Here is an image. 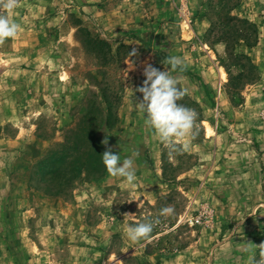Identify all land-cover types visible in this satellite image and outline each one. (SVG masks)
Wrapping results in <instances>:
<instances>
[{
	"label": "rangeland",
	"instance_id": "1",
	"mask_svg": "<svg viewBox=\"0 0 264 264\" xmlns=\"http://www.w3.org/2000/svg\"><path fill=\"white\" fill-rule=\"evenodd\" d=\"M254 1L17 0L11 12L0 8L19 25L0 42L2 262L264 264V43L256 10L248 12ZM169 57L184 69L173 71ZM148 65L176 77L177 103L198 114L187 150L183 140L176 150L162 144L134 107ZM100 88L112 125L98 133L105 150L133 159L134 183L107 173L59 195L31 185H44L35 164L68 130L89 121L95 129L106 109ZM165 207L174 212L161 215ZM145 218L160 222L131 242L127 225Z\"/></svg>",
	"mask_w": 264,
	"mask_h": 264
},
{
	"label": "clouds",
	"instance_id": "2",
	"mask_svg": "<svg viewBox=\"0 0 264 264\" xmlns=\"http://www.w3.org/2000/svg\"><path fill=\"white\" fill-rule=\"evenodd\" d=\"M16 7L17 0H0V8L7 12ZM18 29L19 25L13 19L6 14H0V42L15 36ZM168 64L173 71H182L185 67L183 59L179 57H169ZM144 76L143 86L137 89L142 93V99L134 105L135 109L144 117L145 124L155 132L162 144L176 150V145L183 140V149L187 150L191 139L196 135L193 129L198 114L194 109L177 103L183 97L184 91L177 87L178 80L169 71H160L148 65L144 69ZM102 143L107 144V140ZM101 158L110 175L125 178L129 185L134 183L136 177L133 159L121 160L120 155L113 153L111 147L106 148ZM173 212L172 207H165L161 210V215H170ZM159 222L158 218H145L129 224L126 227V236L133 243L147 238L153 232L154 225Z\"/></svg>",
	"mask_w": 264,
	"mask_h": 264
},
{
	"label": "trees",
	"instance_id": "3",
	"mask_svg": "<svg viewBox=\"0 0 264 264\" xmlns=\"http://www.w3.org/2000/svg\"><path fill=\"white\" fill-rule=\"evenodd\" d=\"M101 96L106 102L104 116L101 113V119L92 127V122H88L87 128L80 127L78 131L68 130L59 147L47 150L43 156L36 162L41 174L35 175L31 171L30 179L33 175L44 182L32 183L48 195H59L66 188H72L76 180L92 181L104 175L106 167L102 162L101 155L105 151V144L102 143L99 128L112 125L111 103L107 100L104 88H100ZM117 99V95L115 96ZM100 112L102 109H99ZM72 138V139H71ZM72 143V144H71ZM37 182V181H36Z\"/></svg>",
	"mask_w": 264,
	"mask_h": 264
},
{
	"label": "crops",
	"instance_id": "4",
	"mask_svg": "<svg viewBox=\"0 0 264 264\" xmlns=\"http://www.w3.org/2000/svg\"><path fill=\"white\" fill-rule=\"evenodd\" d=\"M240 7H243L244 6V4H242V6H241V4L239 5ZM260 6H261V4L259 3V1L258 0H255L254 1V3L252 4V8H251V10L250 9H248V12H249V16L251 15L250 14V11H254V10H256V11H254L253 13H254V15L256 14V15H258V17L257 18H252V19H254V21H255V23H256V27H257V30H258V42H257V44L259 45V44H263L264 43V16H261L262 15V13H264V4L262 5V8H260ZM238 9H239V7H238ZM253 16V15H252ZM194 30H195V28H194ZM6 169H4V172H6L5 171ZM108 173V171H107V169H106V171H105V173H104V175L102 176V178L100 179V180H103V179H105V175ZM104 181V180H103ZM8 182L7 181H5V179L1 182V185H0V214H4V217L3 216H0V248H2L1 250H2V254L4 255V254H6V253H4L5 252V250H7L6 248H7V241H6V239L4 238V229H6V227L3 229V227H4V222H3V218H4V221H6V219H7V217L5 216V214H7L8 212H7V208H6V203H7V191H8V188H7V184ZM100 182H97V184L94 186L95 187V189H97L98 190V188H101V186H100ZM86 192V191H85ZM82 194L84 195L85 193H81V191L79 192V194H78V197L80 198L81 196H82ZM47 198H50V197H48L47 196ZM51 199V198H50ZM81 204H79V203H77L76 202V205L75 206H77L76 208H79V209H81L80 207H82V205L80 206ZM74 206V207H75ZM22 213V212H21ZM3 217V218H2ZM6 223V222H5ZM99 224V223H98ZM111 225V227H114V225H113V223H111L110 224ZM98 227H99V225H98ZM2 235V236H1ZM1 250H0V258H1ZM4 260V259H3ZM1 261V260H0ZM2 262V261H1ZM12 264L10 261H7V260H4V262H2V264Z\"/></svg>",
	"mask_w": 264,
	"mask_h": 264
},
{
	"label": "built area",
	"instance_id": "5",
	"mask_svg": "<svg viewBox=\"0 0 264 264\" xmlns=\"http://www.w3.org/2000/svg\"><path fill=\"white\" fill-rule=\"evenodd\" d=\"M196 221H198V220H196Z\"/></svg>",
	"mask_w": 264,
	"mask_h": 264
}]
</instances>
